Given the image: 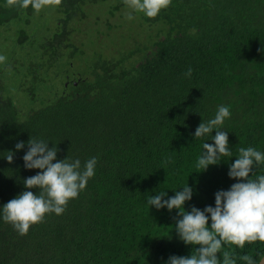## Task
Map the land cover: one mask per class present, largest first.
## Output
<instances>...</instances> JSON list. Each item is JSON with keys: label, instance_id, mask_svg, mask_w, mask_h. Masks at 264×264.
I'll return each mask as SVG.
<instances>
[{"label": "trees", "instance_id": "trees-1", "mask_svg": "<svg viewBox=\"0 0 264 264\" xmlns=\"http://www.w3.org/2000/svg\"><path fill=\"white\" fill-rule=\"evenodd\" d=\"M85 1L36 12L0 0V55L7 58L0 64V207L39 191L23 183L41 171L24 167L31 136L56 144L58 160L98 158L95 175L63 214H46L26 235L0 215V264H167L172 255L190 256L192 245L175 231L178 210H158L147 198L165 191L167 199L188 183L193 196L185 210L214 207L215 193L239 182L228 175L238 149L264 152V0H171L155 18L143 16L160 33L149 46L109 61L79 57L76 72L70 61L82 50L69 38ZM50 8L52 20H40ZM8 71H19L16 88L34 97L22 111L3 95ZM51 86L50 96L38 93ZM221 105L230 107L222 130L233 156L198 172L203 143L214 141L195 138V130ZM20 141L25 147L16 150ZM253 171L252 178L264 174V165ZM231 249L244 264L239 257L255 258L264 242Z\"/></svg>", "mask_w": 264, "mask_h": 264}, {"label": "clouds", "instance_id": "clouds-1", "mask_svg": "<svg viewBox=\"0 0 264 264\" xmlns=\"http://www.w3.org/2000/svg\"><path fill=\"white\" fill-rule=\"evenodd\" d=\"M62 0H6L8 7L27 9L29 6L39 12L46 6L60 5ZM132 11L126 13V19H134L133 12H141L149 18H155L162 9L171 4V0H123ZM0 55V64L6 62ZM189 67L185 76L191 77ZM231 116L230 107H218L214 118L202 121L195 130L194 137L210 136L214 143L204 142L202 152L197 158L196 169L206 171L209 165H216L222 157H232L228 134L223 131L226 118ZM216 130L215 135H212ZM49 140L31 136L27 143L28 150L22 157L27 169H40L37 174L27 177L23 183L26 189L38 188V193L25 190L0 207V215L6 223L12 224L20 235H26L33 224L43 222L45 215L63 214L68 202L77 198L86 188L87 182L95 175L98 158L93 156L85 162L68 155L57 159L60 151L56 144L49 147ZM25 147V142L16 143L15 149ZM9 163L13 162L14 152L5 155ZM237 159L230 164L228 175L239 182L233 183L228 190L215 193V206H206L203 210L192 206L185 210V203L193 196V189L188 183L182 190L167 199L165 191L147 198V204L156 209H177L174 227L180 240L192 245L190 256L172 255L167 264H237V256L231 249L235 245L241 249L245 244L264 242V174H254V167L264 165V152L255 147L238 149ZM55 161V162H54ZM167 162V161H166ZM251 174V175H250ZM211 225L209 227V215ZM194 249V250H193ZM222 254V260L218 258ZM244 264H264V252L239 257Z\"/></svg>", "mask_w": 264, "mask_h": 264}, {"label": "rangeland", "instance_id": "rangeland-1", "mask_svg": "<svg viewBox=\"0 0 264 264\" xmlns=\"http://www.w3.org/2000/svg\"><path fill=\"white\" fill-rule=\"evenodd\" d=\"M116 6V8H113ZM83 14L72 23L75 30L70 33V42L82 50L81 55L74 53L70 64L73 69L80 71L83 68L78 60H91V56L98 54L100 58L114 60L120 55L126 54V51L133 46L141 48L143 45L149 46V43L160 33H157V24L143 19L141 12H133L134 19H126V13L132 11L123 2V0H93L85 1L82 6ZM54 12L50 8L41 16L40 20L49 21L54 17ZM147 17V16H146ZM2 43V42H0ZM3 44H0V49ZM136 54L129 57V60L135 58ZM127 63V61H125ZM124 62V63H125ZM20 72L14 73L8 71L3 74L4 91L3 95L10 98L14 105L22 111L23 108L33 104L32 98L24 89H17ZM56 87H60L59 78H52ZM47 86V85H46ZM48 87V86H47ZM54 92L53 86L50 88H38V93L42 97H48Z\"/></svg>", "mask_w": 264, "mask_h": 264}]
</instances>
